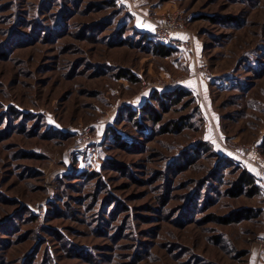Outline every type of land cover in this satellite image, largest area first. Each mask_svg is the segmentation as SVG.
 Listing matches in <instances>:
<instances>
[{
  "label": "rangeland",
  "instance_id": "374dc122",
  "mask_svg": "<svg viewBox=\"0 0 264 264\" xmlns=\"http://www.w3.org/2000/svg\"><path fill=\"white\" fill-rule=\"evenodd\" d=\"M0 264H264V0H0Z\"/></svg>",
  "mask_w": 264,
  "mask_h": 264
},
{
  "label": "trees",
  "instance_id": "16d2710c",
  "mask_svg": "<svg viewBox=\"0 0 264 264\" xmlns=\"http://www.w3.org/2000/svg\"><path fill=\"white\" fill-rule=\"evenodd\" d=\"M151 36L152 34H146V33L141 34V38L143 39V42H145L149 46L150 50H152L153 53L161 57H169L172 54H174V52L176 51L174 48H172L171 46H166L160 42H155ZM129 77L132 78L131 76ZM182 94L183 93L180 92L179 90H176V91L174 90L172 94H168V95L166 94L164 95V97L166 99H171L174 103H178L182 97ZM155 98H158V95H156ZM141 110H142V113H144L145 115H150L152 117V120H154L155 117H153L154 111L152 109V106H150L149 104H144L141 107ZM128 113L129 115L134 114L132 110H129ZM256 189L257 187L255 185L253 176L247 173L246 171H242L236 181L235 194H240L244 190H247L249 195H253ZM233 215L234 217L231 216L227 219H224V222L230 223L231 221H236L242 214L240 212H236Z\"/></svg>",
  "mask_w": 264,
  "mask_h": 264
},
{
  "label": "built area",
  "instance_id": "2783aa9c",
  "mask_svg": "<svg viewBox=\"0 0 264 264\" xmlns=\"http://www.w3.org/2000/svg\"><path fill=\"white\" fill-rule=\"evenodd\" d=\"M178 25H175L172 20H166L164 25L161 28H157L155 33V36L159 38L160 40H168L172 36L173 31L176 29ZM176 43V42H175ZM173 42V44H175ZM180 45V44H175ZM182 47L185 50H190L192 48V41L191 39L187 38L184 42H182ZM89 130H85L84 133H78L75 138V142L72 146L71 150V157L73 159L77 158L78 156H81L85 154L89 148V145L91 143L90 136L86 133H88ZM229 151L231 150L228 148Z\"/></svg>",
  "mask_w": 264,
  "mask_h": 264
},
{
  "label": "crops",
  "instance_id": "0c3cea01",
  "mask_svg": "<svg viewBox=\"0 0 264 264\" xmlns=\"http://www.w3.org/2000/svg\"><path fill=\"white\" fill-rule=\"evenodd\" d=\"M153 34V33H152Z\"/></svg>",
  "mask_w": 264,
  "mask_h": 264
}]
</instances>
